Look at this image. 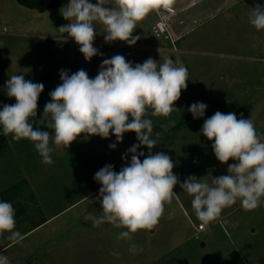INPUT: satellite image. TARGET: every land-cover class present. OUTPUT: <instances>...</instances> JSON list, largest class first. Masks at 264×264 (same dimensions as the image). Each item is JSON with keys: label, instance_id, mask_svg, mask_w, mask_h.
Returning <instances> with one entry per match:
<instances>
[{"label": "rangeland", "instance_id": "1", "mask_svg": "<svg viewBox=\"0 0 264 264\" xmlns=\"http://www.w3.org/2000/svg\"><path fill=\"white\" fill-rule=\"evenodd\" d=\"M31 1L43 4L44 10L20 0H0V107L16 102L6 95V81L12 75L24 74L26 80L44 85L39 97L40 119L47 123L42 119L44 107L51 100L49 93L61 83L62 69L70 74L83 69L94 78L103 59L115 54L125 56L133 65L149 57L163 63L172 55L175 66L182 64L188 70L187 88L175 102L180 110L167 118L153 117L149 110L148 118L153 121L152 138L157 140L152 152H164L172 158L173 172L180 182L194 175L212 185L213 177L227 175L228 164L235 163L219 162L212 141L201 134L204 120L216 111L230 112V104L250 101L252 109L242 114L243 118H251L264 139V30L255 29L248 18L252 7L264 6V0H198L174 17L175 27L185 36L180 52H167L166 58L159 50L144 48L130 50L127 56L129 49L120 41L105 42L103 26L97 22L93 46L103 56H94L90 62L75 41L58 30L69 23L61 14L67 3L57 7L54 0ZM181 18L184 24L179 26ZM155 22L152 12V18L138 23L133 35L141 39L136 44L153 39ZM160 41L171 47L169 41ZM196 102L208 105L203 118L193 119L188 111ZM234 113L241 117V113ZM169 120H183V124L165 130ZM115 141L114 135L103 139L82 134L68 149L55 148L50 141L53 163L47 165L32 142L7 137L0 153V201L13 204L16 230L25 237L20 244L6 239L8 233L0 237V254L10 264H264V204L246 211L237 200L204 232H198L202 222L192 208L193 198L179 184L151 231L139 230L126 241L117 239L124 229L109 224L93 227L85 217L89 212L101 214V185L94 180L95 173L106 164L119 172L131 160L130 154L127 161L122 156L138 143L134 132L125 133L123 141L110 149ZM139 151L147 155L149 150L143 146ZM132 243L138 245L135 255L129 251Z\"/></svg>", "mask_w": 264, "mask_h": 264}, {"label": "clouds", "instance_id": "2", "mask_svg": "<svg viewBox=\"0 0 264 264\" xmlns=\"http://www.w3.org/2000/svg\"><path fill=\"white\" fill-rule=\"evenodd\" d=\"M176 0H68L61 8L63 18L69 23L59 27L79 46L86 61L103 53L94 47L97 35L96 23L103 26L106 43L115 41L135 45L141 39L133 35L140 21L152 12L173 13ZM249 23L257 30H264V6L256 5L248 14ZM61 83L49 93L50 102L44 107L42 119L47 128L42 131L30 122L37 117L38 100L44 91L43 83L26 80L24 74L12 75L6 81V95L15 103L0 107V129L13 141L27 139L43 164L51 165L54 148L66 149L82 134L100 136L116 141L109 145L115 149L123 141L125 133L134 132L138 143L133 144L122 159L131 160L120 171L106 164L94 175L98 182L101 214L89 212L86 219L93 227L109 224L119 232L117 239L131 241L139 230L151 231L164 214L165 205L176 195L177 184L193 199L192 208L204 225L216 220L225 208L237 200L246 211L264 204V139L258 134L253 120L240 118L234 112L216 111L204 120L201 134L212 141L215 157L222 164L229 160L227 175L213 177L212 185L194 175L183 182L174 174L175 163L164 152L153 153L157 140L152 138L153 121L148 118L170 117L179 111L175 102L187 88L188 70L184 65L175 66L172 59L159 63L149 57L143 63L133 65L125 56L115 54L103 59L98 74L90 78L88 73L77 70L69 73L62 69ZM208 105L203 102L191 104L188 111L193 119L203 118ZM175 121L169 120L168 126ZM160 133H156L159 137ZM146 146L148 154L138 149ZM140 157H144L141 161ZM16 210L8 201H0V237L20 244L24 236L16 230ZM138 245L130 244L133 255ZM119 256L118 252L111 253ZM0 264H10L0 254Z\"/></svg>", "mask_w": 264, "mask_h": 264}, {"label": "built area", "instance_id": "3", "mask_svg": "<svg viewBox=\"0 0 264 264\" xmlns=\"http://www.w3.org/2000/svg\"><path fill=\"white\" fill-rule=\"evenodd\" d=\"M155 12V11H154ZM156 15V22L152 26V37L156 40H165L169 41L171 44V47L167 51L169 52H179V39L180 36H175L172 28V23L173 19L176 15V11L174 9L173 13H165V12H160L157 13L155 12ZM121 46H128L129 45L126 42H121ZM142 45L144 46L145 43L142 42ZM129 54V53H128ZM208 225V224H207ZM207 225H204L203 223H200L199 226L197 227L198 232H204L206 230Z\"/></svg>", "mask_w": 264, "mask_h": 264}, {"label": "trees", "instance_id": "4", "mask_svg": "<svg viewBox=\"0 0 264 264\" xmlns=\"http://www.w3.org/2000/svg\"><path fill=\"white\" fill-rule=\"evenodd\" d=\"M23 3H26L32 7H38L41 11L44 10L45 6L43 4H38L37 2L31 1V0H20ZM68 3V0H54V5L59 7L61 5H64ZM228 107H230V112H237V113H241V114H247L251 109H252V103L249 102H245V104L243 105H238L236 103H232L230 104ZM226 109L224 110L225 113ZM42 112V106H41V100H38V108H37V117L36 118H32L31 119V123L33 124L34 128H39L42 131H49L50 134H52V130L47 128L46 124L47 123H43L40 119V115ZM226 113H229L226 111ZM183 124V120H179L174 124V128L178 129V127ZM7 142V137H5L2 134V129H0V153L4 150L5 144Z\"/></svg>", "mask_w": 264, "mask_h": 264}, {"label": "crops", "instance_id": "5", "mask_svg": "<svg viewBox=\"0 0 264 264\" xmlns=\"http://www.w3.org/2000/svg\"><path fill=\"white\" fill-rule=\"evenodd\" d=\"M179 0H176V4L174 6V9L176 11V15H180L184 10H186L188 7H190L191 5H194L198 0H190L187 4L185 5H182V4H179L178 3ZM155 13V12H154ZM149 19L152 18V13L149 15L148 17ZM178 23H179V26H182L184 23H183V20L182 18L178 20ZM172 30L174 32V35L175 36H180V39L178 41L179 43V49H180V46H181V40L184 38L185 36V33L183 32V30H181V28H178V27H175V24H176V20L173 19V23H172ZM152 36V35H151ZM153 38V37H152ZM144 42V41H142ZM142 42L140 44H135V45H132V46H124L126 48H128L129 50L126 52V55L129 56L131 54V51L130 50H134V49H153V50H159L160 52H163L165 54V58L169 55H166L168 49H169V44L166 46L164 43V41H160V40H156V39H152L151 41L148 40L147 42H144L145 45L143 46L142 45ZM180 52V50H179ZM129 53V54H128ZM171 59L174 61L175 60V57H172L171 55ZM255 264H261L257 261H255Z\"/></svg>", "mask_w": 264, "mask_h": 264}, {"label": "water", "instance_id": "6", "mask_svg": "<svg viewBox=\"0 0 264 264\" xmlns=\"http://www.w3.org/2000/svg\"><path fill=\"white\" fill-rule=\"evenodd\" d=\"M17 206H18V204H17L15 207H17ZM201 245H202V247H204V242H202V244H201Z\"/></svg>", "mask_w": 264, "mask_h": 264}]
</instances>
